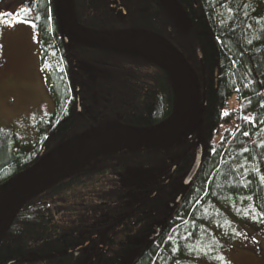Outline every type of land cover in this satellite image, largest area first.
Listing matches in <instances>:
<instances>
[{
	"label": "trees",
	"instance_id": "trees-1",
	"mask_svg": "<svg viewBox=\"0 0 264 264\" xmlns=\"http://www.w3.org/2000/svg\"><path fill=\"white\" fill-rule=\"evenodd\" d=\"M178 1L185 28L164 0L73 5L83 26L150 30L185 55L205 100L200 134L100 155L61 176L21 209L0 243V264H196L223 253L234 220L262 227L264 0ZM34 9L27 19L40 34L42 64L59 60L64 78L45 70L57 109L39 122L36 148L18 147L13 129H0V193L78 133L107 123L151 127L176 109L172 75L151 54L69 43L56 0H36ZM199 145L202 161L186 185ZM130 167L152 170L154 179L124 187L119 174ZM129 190L140 191L137 201Z\"/></svg>",
	"mask_w": 264,
	"mask_h": 264
},
{
	"label": "water",
	"instance_id": "water-1",
	"mask_svg": "<svg viewBox=\"0 0 264 264\" xmlns=\"http://www.w3.org/2000/svg\"><path fill=\"white\" fill-rule=\"evenodd\" d=\"M59 20L69 43L108 47L113 44L138 41L151 45L166 54L176 66L184 83L187 100L180 104L171 118L151 127H134L123 123H107L78 133L44 154L33 166L9 181L0 193V243L9 232L17 215L27 201L35 196L34 187L56 169L80 152L106 143L116 151L150 149L178 143L200 134L205 109L198 75L185 55L166 37L146 29L98 30L81 25L69 10V0H56ZM174 6L177 21L183 28L189 17L178 0H164ZM109 48V47H108ZM82 104L79 102L80 115ZM202 147L198 146L195 163L186 179L188 185L198 171L202 160ZM119 223V222H118ZM112 229L109 227L104 236Z\"/></svg>",
	"mask_w": 264,
	"mask_h": 264
},
{
	"label": "rangeland",
	"instance_id": "rangeland-1",
	"mask_svg": "<svg viewBox=\"0 0 264 264\" xmlns=\"http://www.w3.org/2000/svg\"><path fill=\"white\" fill-rule=\"evenodd\" d=\"M31 1L0 0V129H13L17 135V146L27 149L38 146L39 122L51 116L57 109V102L50 92L46 79V72L50 76L57 77L56 79H60L61 82L64 78L63 66L59 60L49 58L44 66L42 64L40 34L36 24L27 19V16L35 10V2ZM125 49L147 53L141 48ZM179 109L176 104L175 111L178 112ZM113 152L116 150L108 152L100 150V153L96 151L97 154H93L87 161L66 173L100 155ZM154 175L152 170L139 167H130L125 173L119 174L122 186L138 188H146L154 179ZM261 176L264 182V171ZM58 178L49 182L42 191ZM138 193L140 191L129 190L127 192L129 200L137 201ZM234 222L236 232L231 239L223 240L225 248L223 253L214 255L210 260H198L196 264H264V224L262 227H253L235 220Z\"/></svg>",
	"mask_w": 264,
	"mask_h": 264
},
{
	"label": "bare ground",
	"instance_id": "bare-ground-1",
	"mask_svg": "<svg viewBox=\"0 0 264 264\" xmlns=\"http://www.w3.org/2000/svg\"><path fill=\"white\" fill-rule=\"evenodd\" d=\"M69 10L70 14L73 18H75V10L73 1L69 0ZM109 48H116V49H125V48H141L143 50H146L147 53L151 54L154 58L159 60L171 73L173 81H174V91H175V98H176V104L177 108H179L180 104L183 102V100L186 99V89L184 86V83L178 73V70L172 60L164 54L159 49L145 44L143 42L138 41H129L127 43H119V44H113L108 46ZM103 150V152H108L110 150H114L111 148L110 145L106 143L99 144L97 146L91 147L89 149H86L73 158H71L69 161H67L65 164L60 166L58 169H56L52 174H50L46 179L38 183L33 190V194H37L38 192L42 191L49 182L54 180L55 178H58L62 176L67 171L73 169L74 167L84 163L87 161L93 154H97L96 151Z\"/></svg>",
	"mask_w": 264,
	"mask_h": 264
},
{
	"label": "crops",
	"instance_id": "crops-1",
	"mask_svg": "<svg viewBox=\"0 0 264 264\" xmlns=\"http://www.w3.org/2000/svg\"><path fill=\"white\" fill-rule=\"evenodd\" d=\"M31 2L34 3V0H32ZM35 2H36V0H35ZM34 5H35V4H34Z\"/></svg>",
	"mask_w": 264,
	"mask_h": 264
},
{
	"label": "flooded vegetation",
	"instance_id": "flooded-vegetation-1",
	"mask_svg": "<svg viewBox=\"0 0 264 264\" xmlns=\"http://www.w3.org/2000/svg\"><path fill=\"white\" fill-rule=\"evenodd\" d=\"M173 9H176L174 6H171Z\"/></svg>",
	"mask_w": 264,
	"mask_h": 264
},
{
	"label": "snow or ice",
	"instance_id": "snow-or-ice-1",
	"mask_svg": "<svg viewBox=\"0 0 264 264\" xmlns=\"http://www.w3.org/2000/svg\"><path fill=\"white\" fill-rule=\"evenodd\" d=\"M34 2H35V0H34ZM248 118L247 117H245V120H247Z\"/></svg>",
	"mask_w": 264,
	"mask_h": 264
}]
</instances>
